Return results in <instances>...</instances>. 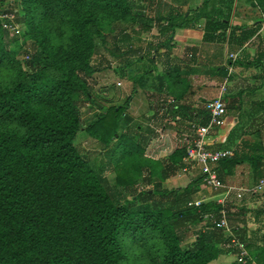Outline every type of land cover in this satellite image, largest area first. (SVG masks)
Wrapping results in <instances>:
<instances>
[{"label": "trees", "instance_id": "obj_1", "mask_svg": "<svg viewBox=\"0 0 264 264\" xmlns=\"http://www.w3.org/2000/svg\"><path fill=\"white\" fill-rule=\"evenodd\" d=\"M136 1L19 0L25 36L35 50L28 70L18 59V47H11L18 36L0 24V264H218L230 254L238 261L232 238L204 220L206 214L218 219L221 206L215 200L188 205L200 190V173L184 188L163 187L191 166L184 146L160 160L145 156L135 136H119L111 155L114 182L133 190L130 200L115 194L75 146L79 104L91 101L88 79L99 70L93 65L96 38L104 39L106 22L132 24ZM200 17L206 15L189 19L184 13L179 24L168 18L161 29L173 35ZM235 27L242 28L232 26L229 39L240 36ZM254 33L248 29L234 44L242 46ZM172 74L164 75L171 79L161 80V91L167 93L172 83L182 91V81ZM203 113L196 112L199 124H205ZM122 114L121 108L108 109L87 133L112 142ZM246 161L259 169L254 158ZM240 163L234 153L217 164L224 184ZM139 184L152 189L134 192ZM233 232L249 248L245 227ZM255 258L264 264V246Z\"/></svg>", "mask_w": 264, "mask_h": 264}, {"label": "rangeland", "instance_id": "obj_2", "mask_svg": "<svg viewBox=\"0 0 264 264\" xmlns=\"http://www.w3.org/2000/svg\"><path fill=\"white\" fill-rule=\"evenodd\" d=\"M230 10L232 11V6H230ZM7 14L14 18H7ZM133 14H135V20L132 24L123 23V21L106 22L102 29L104 39L102 40L101 37L96 38V55L93 59V65L99 70L88 79V89L92 102L83 99L79 104L82 122L81 130L75 140L77 150L90 162L96 172L113 189L114 193L119 194L120 198H127L128 200L131 199L133 190L125 189L123 186H115L114 179L116 174L111 164L112 150L116 147V139L119 136L123 135V133L135 136L136 142L143 149L145 156L165 160L173 151L184 146L186 136L191 138V124L188 125L185 121V118H188L186 111L199 112L200 109H203L206 101L217 98L222 84L226 87L225 94L228 96L231 94V90L237 92L236 94L233 93L236 96L253 89V85L247 86L245 84L248 74L243 72L241 74V69L238 68V65L248 67V63L235 62L236 59L233 61V59H230V54L223 50L225 45L223 37L226 36L223 30L225 28L220 29L222 32L219 33L217 29H214L215 27L206 26L199 28L197 26L198 23L197 25L189 23L185 29H189V31L203 29L206 33L202 36H197L199 39L196 41L190 40V45H185L181 42L183 39L177 41L183 30L181 32L178 29L171 35V32L167 30L164 32L160 26L153 25L154 15L146 1H136L133 5ZM21 17L19 0L0 1L1 27L7 30L4 26L12 25V28L19 33H14L19 40L15 46L11 47L12 49L18 47V59L23 68L28 70L30 68L28 65H31L30 60L35 54V50L32 42L25 36V26ZM146 19H150L148 21L149 24H144L147 23ZM174 19L175 21L177 19L176 23L181 20L178 17ZM200 23L203 24V21H200ZM131 29H134L136 34H131L133 33ZM232 29L230 28L231 31ZM246 31H248V27L239 29L235 27V33H239L240 36L232 35L229 39L231 43H228V39L226 40L230 47L229 50H234L232 49V43H238L240 39L246 37ZM8 32L11 33L12 30H8ZM214 34L216 35L212 38ZM220 35L221 39L219 40ZM125 36H131L132 38ZM200 41L204 44L220 42L221 49L219 54L222 53L221 56L217 52V45L205 46L203 49L200 48ZM238 47L242 46L239 45ZM220 57L225 61V65L221 66V71H215L213 69L215 66H213L212 62L218 61L220 64ZM257 61L258 64L257 66L254 65V67L264 68L262 58H258ZM228 68H231L232 71L228 72ZM166 73H173L172 75L177 77L176 80L182 81V91L177 89L173 83L167 85L166 92L168 95L161 91L159 85L161 80L163 81L164 78H167L164 76ZM183 73L189 80L182 76ZM250 74L260 76V72L257 70L250 71ZM242 78L245 79L242 80ZM168 79L170 80L171 77H168L165 81ZM240 80L242 82H239ZM234 83H238L240 86L235 87V89L233 87ZM172 95L180 100H176ZM223 100L225 101V98ZM184 103L193 104V106L189 107L184 105ZM176 104L178 105L176 111L170 112L175 109L174 106ZM117 107L121 108L123 114L118 119L116 134L112 142L102 141V135L87 133L86 128L90 124L103 115L106 116L108 109ZM160 109H163L161 115H159L161 113ZM203 115L206 118L205 113ZM167 120L169 121L167 122ZM109 122L112 121L110 120ZM260 125V121L252 113L249 115L238 113V107L234 109L233 114L225 118V125L220 129L221 133L224 134L225 142L223 143V148L231 150L233 153L238 152L236 154L241 161L233 169L232 176L230 175L226 179L227 184L235 187L251 188L261 180L264 181V148H260V145L254 142H246V137L243 133H248L249 130L252 131L257 128L255 130L256 136L258 141H261V138L264 137V131L258 130ZM162 126H165V128L162 129ZM209 139L210 136L206 138L207 145L208 141H210ZM220 140L217 139L216 142ZM236 146L238 149L235 152ZM241 155H247L245 157L246 160L254 158L259 164V169L255 171L254 162L246 161ZM191 166L186 172L181 170L175 176L169 178L163 184V187L166 189H175L180 186L179 189L184 188L183 185H187L199 174L198 169L194 170L195 168L193 169ZM246 167L249 168L251 178L246 177L242 180L241 174H246L247 171L243 170ZM142 178L143 176L140 177V182H142ZM240 181H244V183L241 184ZM135 189L134 192H137V190L152 189V186L139 184ZM197 194L194 198L197 201L202 199V197L210 200L216 199L215 193L204 186L203 183L200 184V190ZM228 206V211L232 215L229 220L230 229L240 228V224H242L245 229L247 228L246 236L252 242L249 244V248H245V261H236L235 259L237 258L230 254L223 262H218V264H258L254 255H257L264 246L262 240L264 234V214L262 212L264 209V194H247L241 201L230 198L228 199ZM253 221H258L260 224L257 223L255 225ZM237 222L240 224H237ZM202 226L203 223L198 225L196 229L198 230ZM248 233L255 234L249 236Z\"/></svg>", "mask_w": 264, "mask_h": 264}, {"label": "crops", "instance_id": "obj_3", "mask_svg": "<svg viewBox=\"0 0 264 264\" xmlns=\"http://www.w3.org/2000/svg\"><path fill=\"white\" fill-rule=\"evenodd\" d=\"M137 1H142V2L146 1L147 5L151 8L152 13L154 15L153 25H157L158 27L160 26L161 28L167 27V25H168L167 19L168 18H172V17H178L179 18V15H182L184 13H186V15L189 16V18H195L198 15H202V14L206 15V18L200 17L196 22H194L195 23L194 25H197V23H198L197 26L199 28H204L205 26H207L206 22L209 21V17H210V19H212V21H210V26L215 27V29H217V31L219 33L222 32L220 29L225 28L223 30L225 32V35H226L223 37L224 38V44H225L223 46V50H226V52L230 55H235L236 56L235 57L236 60L234 59L235 62L241 61V62L248 63V67L247 66L242 67V65H238V68L241 69V72H240L241 74H243V73L248 74L247 79L242 78V80L245 79V84L247 86L253 85V89H251V91H249L247 93H240V94H237L235 96V95H233V93L236 94L237 92L234 90L233 91L231 90V94H229V96L224 94L223 98H225L224 102H225L226 107H227L226 108L227 109V116L233 114L234 109H236L238 107V113H240L241 115L242 114L243 115H247V114L249 115L250 113H252L254 115V117L260 121L261 125H260L258 130L264 131V90H262L264 88V68L256 67L258 64V61H257L258 58H262V60L264 61V0H137ZM230 6H232V11L230 10ZM254 10H255V12H254ZM213 17L215 19L216 18L222 19L225 23H223V24L218 23L215 25V22H214L215 19ZM229 17H230V19H229ZM202 18H204L205 20ZM228 19H229V21H228ZM200 21H203V24L200 23ZM161 24H162V26H161ZM175 24H179V23H175ZM232 26L248 27L249 30H254L255 33L250 38V40L248 42L244 43L242 45V47H240V48L238 47V45H235L234 43H232L233 44L232 49H234V50L231 51V50H229L230 47L228 46V43H231L229 41V35L231 33L230 28H232ZM178 29L181 32L183 30V33L181 35H179L177 41L183 39V41H181V42H183L185 45H190L191 44L190 40L196 41L199 39L197 36H202L206 32L203 29H196L193 31H189V29H185V28H177V29H175V31ZM215 35L216 34H214L212 36V38ZM187 36H190L191 38L187 37ZM220 39H221V35L219 36V40ZM227 39H228V43H226ZM168 41H170V40H168ZM172 43H174V42H172ZM202 43L203 42L200 41V48H203V49L205 46L217 45V47H218L217 52H218V54L220 53V49H221L220 42H216V43L211 42V43H206V44H204V43L202 44ZM192 46H193V44H192ZM240 50H241V52H240ZM221 54H219V56H221ZM220 60H221V62H220L221 65L219 64L218 61L212 62L213 66H215L213 68L214 70L218 67L222 68L221 66L225 65V61L221 57H220ZM233 61H231V62H233ZM254 65H256V66L254 67ZM253 69L255 71L256 70L259 71L260 76H258L256 74H250L249 75L250 71L251 72L254 71ZM260 70H263V71H260ZM183 75H185V74L183 73ZM242 80H240L239 82H242ZM209 82H212V81H209ZM217 86H220V85H217ZM238 86H240V84H238V83L233 84L234 88L235 87L237 88ZM170 102L172 103V101H170ZM180 104H183V103H180ZM164 105H161V106H164ZM184 105H188V104L184 103ZM174 108L175 109L173 111H170V112H175L176 109L178 108V105L176 104V106H174ZM160 112L161 113H159V115L162 114L163 109H160ZM186 112L188 113V115H187L188 118H185V121H186V124H188V125L191 124L190 129L193 125H200L199 124L200 121L197 120V118H196V112H192L191 110L186 111ZM190 113H191V116H190ZM168 121L169 120H167V122ZM170 123L173 124L172 122H170ZM164 128H165V126H162V129H164ZM220 129H218L214 134L210 135V139H209L210 141H208L209 149H225V148H223V143L225 142L224 141V134L221 133ZM256 129L257 128H255V130ZM255 130H252V131L249 130L248 133L243 132L245 137H246V142H248V143L254 142V143L260 145V148H264V137L261 138L262 142L258 141L257 136H256L257 133L255 132ZM189 137L190 136L185 137L184 146L186 145ZM217 139H221V140L219 142H216ZM236 149H238L237 146L235 148V152H236ZM236 153H238V152H236ZM240 153L242 154V152H240ZM243 170H245L247 172H246V174L245 173L241 174L242 180L246 177H250L249 168L246 167ZM240 182H241V184L244 183V181H240ZM183 186L185 187L186 184ZM180 187H178V188H180ZM197 195L198 194H195V196H197ZM195 196H193V197L195 198ZM208 200H210V199H206L203 197H202V199H199V201H201V202L202 201H208ZM253 223H255V225H257L258 221L257 222L253 221ZM237 224H240V223L237 222ZM258 224H260V223H258ZM241 227H243L242 224H240V228ZM251 234H255V233H248L249 236H251ZM254 258H255V255H254Z\"/></svg>", "mask_w": 264, "mask_h": 264}, {"label": "built area", "instance_id": "obj_4", "mask_svg": "<svg viewBox=\"0 0 264 264\" xmlns=\"http://www.w3.org/2000/svg\"><path fill=\"white\" fill-rule=\"evenodd\" d=\"M10 17L14 18L7 14V18ZM4 27L7 30H12L15 34H19L12 28V25ZM235 57V55H230V59L234 60ZM228 72H231V68H228ZM225 92L226 87L222 84L217 98L208 100L204 103L203 110L206 115L205 124L193 125L191 127V138L187 140V143L184 146L186 151L185 161L199 170L202 183L215 193V201L217 205L221 206L218 213V219L215 218V215L213 214H206L204 215V220L216 225V227L221 229L224 234L231 237L232 243L236 245L237 250L239 251L237 254L239 256L238 260L245 261V245L234 236L233 230L230 229L225 208L227 207L228 199L230 198L232 200L241 201L247 194H264V181L261 180L257 185L252 186L251 188H245L243 186L235 187L226 185L219 178L217 164L223 160L230 159L234 153L228 149H209L206 143V138L214 134L225 124V118L227 115V107L223 100ZM183 171L186 172L185 169ZM200 203L201 201L199 200H193L188 205L198 207Z\"/></svg>", "mask_w": 264, "mask_h": 264}]
</instances>
